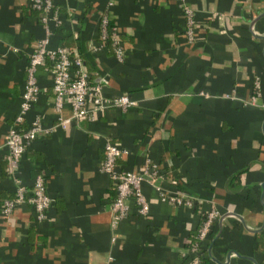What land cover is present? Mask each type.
<instances>
[{
  "label": "crops",
  "instance_id": "obj_1",
  "mask_svg": "<svg viewBox=\"0 0 264 264\" xmlns=\"http://www.w3.org/2000/svg\"><path fill=\"white\" fill-rule=\"evenodd\" d=\"M52 1L60 24L48 47L77 53L103 95L134 104L61 126L69 102L54 111L49 67H37L39 92L24 122L38 116L50 130L25 148L17 177L29 192L42 173L51 203L39 221L28 203L2 215L15 189L4 136L43 29L27 0H0V264H184L210 207L217 216L200 242V264H264V0H184L192 41L177 0ZM101 14L121 59L110 43L91 50ZM106 139L127 150L116 169L141 172L148 158L161 186L187 193L193 206L160 201L143 180L146 215L128 198L126 215L111 225L115 190L99 169Z\"/></svg>",
  "mask_w": 264,
  "mask_h": 264
},
{
  "label": "built area",
  "instance_id": "obj_2",
  "mask_svg": "<svg viewBox=\"0 0 264 264\" xmlns=\"http://www.w3.org/2000/svg\"><path fill=\"white\" fill-rule=\"evenodd\" d=\"M177 1L184 16L186 39L192 41L194 37L192 13L189 7L185 5L184 0ZM27 4L31 10L37 12L43 35L38 39L35 49L28 56L18 111L4 136V145L8 151V169L15 184V189L12 197L2 202L1 213L7 216L15 205L28 203L33 208L35 220L39 221L44 218L45 210L51 203V198L46 193L43 174L38 173L35 175L29 192L17 177L18 161L25 148L32 140L46 135L50 130L42 125V121L38 116H34L27 124L24 122L25 115L39 92L36 81L37 67L44 64L49 67L54 111L57 113L60 111L63 98L69 102V116L66 118L59 117L58 123L61 126L69 122H90L96 115H101L109 108L125 111L134 104V101L124 94L111 97L103 95L100 83H90L88 81V72L77 53L64 46L48 47L52 28L60 24L58 12L52 0H27ZM108 43H110L114 55L121 59L124 49L114 29L108 26L106 15L101 14L98 19L97 41L91 44V50L95 52ZM257 88L258 83L255 81V93L251 97V103L255 102L256 97L259 96ZM126 154V149L112 143L110 140L106 139L103 142L99 169L108 175L115 190L114 198L109 204V211L112 214L111 225H115L120 218L126 215L125 200L128 198H132L135 202L136 212L139 215H146L148 203L140 190V183L143 180L154 185L158 191L160 201H167L189 208L193 206L195 200L187 193L180 190H165L161 186L162 172L157 164L150 162L148 158H144L141 172L116 169V160ZM170 182L175 184L174 180ZM216 216L217 211L214 208L210 207L205 211L196 232L197 240L191 244L188 243L186 246L184 264H200V242L207 237Z\"/></svg>",
  "mask_w": 264,
  "mask_h": 264
},
{
  "label": "trees",
  "instance_id": "obj_3",
  "mask_svg": "<svg viewBox=\"0 0 264 264\" xmlns=\"http://www.w3.org/2000/svg\"><path fill=\"white\" fill-rule=\"evenodd\" d=\"M202 219H203V218H202ZM202 219H201V221H202ZM200 223H201V222H200ZM199 226H200V224H199ZM196 232H197V230H196ZM196 240H197V238H196V233H195V234H193V235L191 236L189 243L191 244V243L195 242Z\"/></svg>",
  "mask_w": 264,
  "mask_h": 264
}]
</instances>
